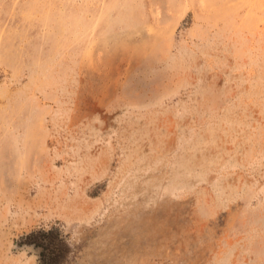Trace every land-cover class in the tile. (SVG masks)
I'll list each match as a JSON object with an SVG mask.
<instances>
[{
    "label": "rangeland",
    "instance_id": "374dc122",
    "mask_svg": "<svg viewBox=\"0 0 264 264\" xmlns=\"http://www.w3.org/2000/svg\"><path fill=\"white\" fill-rule=\"evenodd\" d=\"M264 264V0H0V264Z\"/></svg>",
    "mask_w": 264,
    "mask_h": 264
},
{
    "label": "trees",
    "instance_id": "16d2710c",
    "mask_svg": "<svg viewBox=\"0 0 264 264\" xmlns=\"http://www.w3.org/2000/svg\"><path fill=\"white\" fill-rule=\"evenodd\" d=\"M20 245L39 250L41 264H69V246L58 230L33 231L23 237Z\"/></svg>",
    "mask_w": 264,
    "mask_h": 264
}]
</instances>
